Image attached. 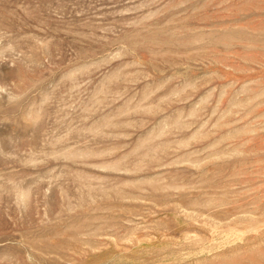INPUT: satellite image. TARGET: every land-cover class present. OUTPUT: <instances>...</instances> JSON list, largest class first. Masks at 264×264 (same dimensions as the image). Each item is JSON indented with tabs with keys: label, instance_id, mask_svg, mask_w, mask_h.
Listing matches in <instances>:
<instances>
[{
	"label": "rangeland",
	"instance_id": "rangeland-1",
	"mask_svg": "<svg viewBox=\"0 0 264 264\" xmlns=\"http://www.w3.org/2000/svg\"><path fill=\"white\" fill-rule=\"evenodd\" d=\"M0 264H264V0H0Z\"/></svg>",
	"mask_w": 264,
	"mask_h": 264
}]
</instances>
